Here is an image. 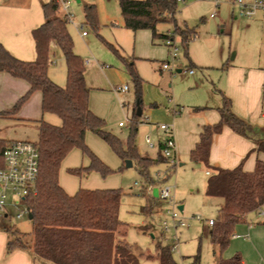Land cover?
Listing matches in <instances>:
<instances>
[{
  "label": "rangeland",
  "instance_id": "rangeland-1",
  "mask_svg": "<svg viewBox=\"0 0 264 264\" xmlns=\"http://www.w3.org/2000/svg\"><path fill=\"white\" fill-rule=\"evenodd\" d=\"M62 2L65 8L61 9L58 5L57 14L70 15L67 30L73 42V50L85 62L87 82L94 84L92 88L102 84V77L106 78L102 71L104 68L106 72L114 71L116 74L115 80L111 83L112 95L106 98L108 105H102L100 99L95 96L93 99L96 110L106 116L105 124L108 121L117 125L119 121L124 123V127L114 128L119 134L124 133L126 127L130 128L136 110L135 86L124 61L107 43L116 48L126 61L134 62L135 71L142 79L138 105L141 115L137 117L135 142L139 154L149 158H156L160 151L157 148H148L145 137L147 133H151L154 140L158 135L156 125L168 124L173 109L183 110L190 105L193 109L204 102L220 101L218 90L223 92L228 67L242 62L255 64L260 55L264 57L262 12L257 11L256 17L252 19L238 16V6H233L229 0L177 1L175 23L180 27L186 24L194 29V37L188 42L187 49L183 47L178 35L174 34L173 21L162 22L156 26L157 34L173 36L177 48L176 59L169 54L173 46L169 47L165 44L166 37H153L148 29L133 31L124 27L118 0H58L59 4ZM85 4H93L95 7L97 30L84 20ZM210 14L214 16L210 17ZM82 31L86 34L82 35ZM48 57V76L57 85L64 86L65 61L55 44L50 45ZM163 63L169 64L170 69L161 70ZM177 69H180V72L176 71ZM190 69L193 71L192 74L189 73ZM125 85L128 87L127 90H120V87ZM30 101H32L31 95L18 110L19 114L21 109H25V114L28 116L21 118L27 120L16 121L0 117V139L6 142L10 140L34 142L37 139L36 126L30 120L39 118L41 112L39 105H34ZM5 104H7V95L0 91V108ZM97 111L95 112L98 113ZM42 118L48 122L51 120L59 122L57 124L61 123V120L50 112L44 113ZM99 140L101 145L103 143L107 147L112 157L119 161V165L113 168L98 156L113 170L109 175L114 177L115 187L108 188H119L122 191L118 216L126 230L125 241L140 253L139 264H158L155 252V244L158 241L162 245L174 246L172 256L178 264H192L189 256L197 252L199 264H214L213 245L208 237L207 220L217 217L216 203L220 199L205 196L207 176L204 167L200 163L191 161L189 154L179 156L174 164L160 163L151 167L149 175L154 178L156 171H161L164 180L162 181L163 178L160 177V186L170 187V199L155 198L154 200L144 188L147 183L155 186L159 182L146 181L145 177L138 173L136 162L126 167L125 161L114 154L104 141ZM58 176L68 184L79 181V177L67 172L63 162L59 167ZM7 199V216L0 217V230L2 226H11L21 232H31V222L27 215L16 218L22 207L11 204L13 194L9 193ZM147 201L152 211L140 212V206L145 205ZM179 205H182L181 211L177 209ZM167 209L177 210L178 218L186 222L187 226H177L174 229ZM195 217H200L201 220ZM164 220L169 225L168 230L161 229L160 225ZM245 221L253 222L255 225L262 223L264 206L258 211L247 214L245 220L238 225L244 224ZM146 226L148 229L145 231L141 229ZM235 253L237 252L233 251L230 240L221 257L228 258Z\"/></svg>",
  "mask_w": 264,
  "mask_h": 264
},
{
  "label": "trees",
  "instance_id": "trees-1",
  "mask_svg": "<svg viewBox=\"0 0 264 264\" xmlns=\"http://www.w3.org/2000/svg\"><path fill=\"white\" fill-rule=\"evenodd\" d=\"M178 0H118L124 27L130 30L148 29L152 36L157 34L156 26L162 22H174V34L178 35L185 49L194 37V29L178 26L174 14ZM58 0L41 3L43 22L31 30L35 58L23 60L11 54L0 43V71L23 79L27 90L8 108L0 111L1 117H13L30 95L39 91L42 113L57 115L61 123L52 124L43 118L30 120L37 129L34 143L38 150V174L33 188L24 196L23 203L31 214V232H21L11 226H2L6 233L5 251H26L32 264H139V258L125 241L126 233L118 212L122 191L119 188L85 189L79 188L69 195L59 185L58 172L62 159L73 148H78L89 159L87 166L68 169L81 176L91 171L105 177L113 172L85 143V133L90 131L107 143L122 160L136 162L138 173L146 181H158L149 175L151 167L166 163L159 152L156 158L139 154L135 142L137 131L136 110L133 113L129 133L123 143L120 138L105 128V121L88 107L89 88L85 84L84 60L73 50V42L67 30L68 19L59 16ZM84 20L97 30L96 10L93 4H85ZM55 44L61 51L66 67V83L57 85L48 76L49 47ZM124 61L135 86L136 106L140 104L141 77L135 71L134 62L126 61L118 50L107 43ZM222 103L218 107L219 120L202 127L199 140L189 153L193 162H200L212 173L206 180L205 195L220 199L217 217L209 226L208 237L213 245L214 264H248L239 253L223 258L221 253L229 245L236 224L245 220L246 214L264 204V161L257 159L251 171H245L242 164L233 168L211 167L208 155L211 139L223 127L249 138L254 146L251 152L264 153V136L259 129L246 122L231 110V101L220 92ZM194 110L203 109L196 106ZM0 139V155L4 147L11 143ZM167 174V173H165ZM164 178L162 179V181ZM143 193V191H142ZM153 196V195H152ZM156 197H153L155 200ZM149 204L141 206L147 213ZM145 227V226H144ZM147 227V226H146ZM144 231L146 228H141ZM158 264H178L172 256L171 247L155 244ZM151 257L150 255H147ZM192 264H199V253L191 256Z\"/></svg>",
  "mask_w": 264,
  "mask_h": 264
},
{
  "label": "crops",
  "instance_id": "crops-1",
  "mask_svg": "<svg viewBox=\"0 0 264 264\" xmlns=\"http://www.w3.org/2000/svg\"><path fill=\"white\" fill-rule=\"evenodd\" d=\"M45 1L0 0V43L17 58L26 60H33L35 58L31 30L43 22L41 3ZM244 1L249 2L252 0ZM231 4L237 7L236 4L232 2ZM256 15L249 18H255ZM184 25L187 26L186 24ZM102 71H104L106 78L103 76L102 84L93 86V88L91 86L94 84L88 83V80L85 78V70L83 75L85 84L89 88L88 107L94 114L105 120L106 116L96 110L93 97L95 96L97 99H100L102 105H108V103H106V98L112 95L113 90H111V83L113 80H115L116 74L114 71L106 72L107 70L105 68L102 69ZM189 73L192 74L193 71L190 69ZM27 88L28 85L23 79L13 77L6 72L0 71V91L7 95V104L3 105V108H0V111L10 107L15 102V100L27 90ZM220 92L222 91L219 89L218 93L220 94ZM222 93L230 99L232 112L244 119L249 124L256 126L259 129V135L264 136L263 55H260L255 64L242 62L237 65H230L226 72ZM31 100L32 101L30 102H33L34 105L38 104L40 108L41 94L39 91H35L31 94ZM221 103L222 99L220 101L212 100L204 102V104L199 105L200 107H203V109L200 110L191 109L192 105L187 106L183 110L180 107V109H173L172 115L168 119V124L171 125L175 140L176 159H178L179 156H185L186 154L190 153L199 140V134L203 126L214 124L219 120V113L217 109L219 106H221ZM20 111L21 112L19 114L17 112V114H15L13 117H0L16 121L27 120L25 118H21V116L26 118L28 116L25 114V109H21ZM95 111H97L99 114ZM43 114L44 113L41 112V116L39 118H42ZM167 114L170 113L167 112ZM49 121L59 125L57 124L59 122H53L51 120ZM120 122L122 121H119L117 125L108 121L105 124V128L120 138L124 143L128 136L129 128L126 127L124 133L121 132L119 134L116 130H114V128L118 129V127L121 128L125 126L123 122L122 125H120ZM156 128L158 130V135L156 138H154V140L152 139L151 133H147L146 135L152 139L155 145L154 147H147L157 148L160 151V143L164 140L165 134L159 129L158 125H156ZM84 139L88 147L110 166L115 168L119 165V161L112 157L111 153L107 150V147H105L103 143L102 145L100 144V137L90 131H87L85 133ZM253 146L254 143L251 139L241 136L225 126L220 133L214 134L212 136L208 155V163L211 167L220 168H233L241 163L245 171H251L254 168L257 159L264 161V153L251 152ZM62 162L67 168L68 172V169L70 168L87 166L89 164V159L81 152V150L78 148H73L62 159L61 163ZM200 164L204 167L202 163ZM179 165H181V163H179ZM204 169L205 174L208 177L209 174L212 173V169L205 167ZM77 177H79V181L77 183L68 184L65 181L60 180V177L58 176L59 185L69 195H73L81 187L85 189H109L108 187H115V184L113 183L115 180L113 179L114 177L107 175L102 178L99 173L95 171H91L87 174L83 173L81 176ZM218 204L219 200L217 201L216 205ZM141 206L139 208L140 212ZM263 206L264 204L254 211L260 210ZM151 211L152 210L148 211L147 213H150ZM262 223L255 225L253 222L245 221L244 224H237L235 226L233 235L231 237L233 251L239 253L245 263L264 264V221ZM207 226L209 231V225L207 224ZM146 229H148V227H146ZM5 242L6 233L0 230V264H32L31 257L26 251L17 249L7 253L5 251ZM131 250L138 256V258L140 257V253H138L132 247ZM189 257V259H192L191 256Z\"/></svg>",
  "mask_w": 264,
  "mask_h": 264
},
{
  "label": "built area",
  "instance_id": "built-area-1",
  "mask_svg": "<svg viewBox=\"0 0 264 264\" xmlns=\"http://www.w3.org/2000/svg\"><path fill=\"white\" fill-rule=\"evenodd\" d=\"M218 2L219 0H214ZM232 3L238 6V16L252 17L257 11H261L264 16V0H230ZM61 9L65 8L63 2L59 4ZM69 19L68 14L65 15ZM214 14H210L213 17ZM86 32L82 31V35ZM165 44L172 49L169 54L172 58L176 59L177 48L174 45L173 36H168L165 39ZM161 69H170L169 64L163 63ZM127 86L120 87V90H127ZM122 125V122L119 123ZM159 129L165 134L164 140L160 143V152L162 153L166 163L174 164L176 161L175 157V140L172 132L171 125L161 123L158 125ZM145 143L148 147H154L155 143L149 136L145 137ZM208 173V172H207ZM38 174V150L37 145L34 142L26 140H13L11 143L7 144L1 152L0 155V217L7 216V206H8V195L13 194L12 205L21 206L22 209L16 214V218L22 217V215L28 216V209L23 203V198L27 195L31 188H33L34 181ZM163 178L161 171H156V179ZM135 184H137L135 182ZM157 188V197L161 200L170 199V187L148 184L144 188L148 195L152 196L153 188ZM178 209V207H177ZM179 210V209H178ZM180 211V210H179ZM167 214L170 216L172 221V226L175 229L177 226H187V223L181 221L178 218V212L174 209H167ZM197 220H201L200 217H195ZM207 224L211 226L213 224V219H208ZM162 230H168L169 225L166 220L161 223ZM176 238V235H174ZM174 246L171 247V250Z\"/></svg>",
  "mask_w": 264,
  "mask_h": 264
},
{
  "label": "water",
  "instance_id": "water-1",
  "mask_svg": "<svg viewBox=\"0 0 264 264\" xmlns=\"http://www.w3.org/2000/svg\"><path fill=\"white\" fill-rule=\"evenodd\" d=\"M176 71H179V69H177ZM136 115H138V116L141 115V109L139 108V106L136 107ZM131 165H132L131 160H128V159L125 160V166L126 167H130ZM152 195H153V197H157V188L156 187L153 188ZM178 209L181 211L182 205H179ZM28 218L31 219V214H28Z\"/></svg>",
  "mask_w": 264,
  "mask_h": 264
}]
</instances>
